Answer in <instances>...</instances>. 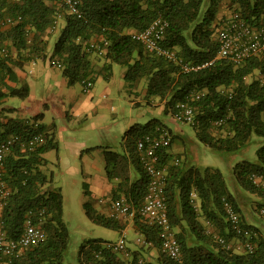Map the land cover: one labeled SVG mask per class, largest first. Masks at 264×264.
I'll use <instances>...</instances> for the list:
<instances>
[{"label":"trees","instance_id":"trees-1","mask_svg":"<svg viewBox=\"0 0 264 264\" xmlns=\"http://www.w3.org/2000/svg\"><path fill=\"white\" fill-rule=\"evenodd\" d=\"M81 0L82 16L71 13L61 0H0V107L9 95H29V86L12 87L17 81L14 67L43 60L61 69L67 83L87 86L98 76L110 78L114 63L125 68L130 87L142 84L150 104L160 101L162 112L176 118L179 104L193 106L192 125L201 142L222 155L244 150L257 135L264 137V53L236 63L231 58L218 59L212 66L185 73L168 59L149 51L136 39L134 32L146 30L158 18L168 22L162 39L165 47L176 50L190 63L201 64L218 55L216 36L224 7L240 12L251 26L264 28V0ZM222 17H225L222 16ZM10 19L11 21H8ZM60 21V34L50 52V43ZM97 47H92V43ZM138 87V86H137ZM201 94L199 99L193 98ZM140 105V102H136ZM44 113L31 118L9 117L0 120V145L20 137L6 155L2 180L9 194L0 190V223L8 239L18 240L32 217L46 237L26 248L8 264H65L70 245V231L64 220V199L60 189L52 188L54 175L45 169V154L58 149L56 124H44ZM185 124V122H183ZM167 132L170 143L157 150L159 165L166 167L164 188L169 218L181 253L173 258L162 252L161 228L136 215L134 228L138 237L136 249L126 247L128 254L107 247L109 240L96 238L82 244V264H264V235L249 225L244 201L253 199L257 212L264 216V145L257 160H244L234 167L236 183L229 187L219 169L179 162L177 140L181 135L161 119L134 124L124 135L123 152L104 149L106 174L113 183V197H126L139 208L149 190L151 176L147 171L138 142L147 135ZM43 140L30 147L31 139ZM182 143V142H181ZM185 143V141H184ZM25 144V147L23 146ZM186 144V143H185ZM91 150V149H89ZM88 193V191H87ZM196 193L197 206L192 194ZM90 194V193H89ZM233 205L244 228L254 231L252 237L234 229L225 203ZM245 208V210H244ZM252 209V207H249ZM89 218L102 226L120 230L129 223L100 213L90 201L85 202ZM223 237L226 244L220 241ZM232 240L240 244L234 246ZM253 244L252 249L246 243ZM231 243V247L229 244ZM243 245V246H242ZM157 251L146 258L148 247ZM121 253L123 255H121Z\"/></svg>","mask_w":264,"mask_h":264},{"label":"rangeland","instance_id":"rangeland-1","mask_svg":"<svg viewBox=\"0 0 264 264\" xmlns=\"http://www.w3.org/2000/svg\"><path fill=\"white\" fill-rule=\"evenodd\" d=\"M208 5L209 0H206L202 13ZM229 11L230 9L224 7L219 17ZM64 23L60 21L58 30L54 32L50 52ZM28 68L32 69L31 77L35 79V87L29 90L32 97L9 95L3 107H16L17 111L2 112L0 107V120L5 122L7 116L31 118L33 115L30 112L35 110L36 113L45 114L42 123L56 124L59 148L45 154L48 161L45 169L54 175L52 188L60 189L63 194L64 220L70 231V245L65 264H82L79 252L82 244L88 240L103 238L116 241L121 237L120 230L93 222L87 215L85 202L90 201L93 206L97 203L93 195L96 191L95 182L97 178L107 177L104 149L110 147L117 152H123L124 135L134 124L147 123L154 117L164 121L173 133L181 135L175 149L179 153L178 163L183 164L185 161L188 166L221 170L231 190L236 183V164L244 160L255 162L258 149L264 145V137L254 135L251 143L241 152L222 155L201 142L192 125L179 123L174 117L170 119L163 114L162 110L158 109L160 101L155 100L154 104H150L142 90V84L130 87L124 77L125 68L118 63H114L110 78L96 77L88 91L81 82L70 86L60 68L45 67L43 60L28 65ZM50 70L53 72L52 78L48 74ZM136 102H140V105H136ZM246 199L244 201L251 204H246L244 210L250 209V214L258 218L255 224L261 228L264 235V216L257 212L253 199ZM120 220L129 223L133 221V217L126 216ZM124 234L128 246L136 249L139 237L134 227L129 226ZM145 256L148 259L155 258L157 251L150 246Z\"/></svg>","mask_w":264,"mask_h":264},{"label":"built area","instance_id":"built-area-1","mask_svg":"<svg viewBox=\"0 0 264 264\" xmlns=\"http://www.w3.org/2000/svg\"><path fill=\"white\" fill-rule=\"evenodd\" d=\"M61 4L68 7L71 13L77 14L79 17L82 16L80 8L81 0H61ZM8 21L11 20L8 19ZM167 28L168 22L162 18H158L154 20L146 30L136 31L134 35L149 51L178 64L181 67V71L185 73L210 67L221 58H231L236 63H241L253 56L264 53V28L251 26L240 12L233 11L225 15V17H221L220 25L216 33L220 43L218 55L201 64L185 61V59L179 56L176 50L165 47L161 43ZM92 47H97L96 43L93 42ZM97 48H99L100 52L103 50L102 47ZM92 86V83H88L86 90H90ZM193 96V98L199 99L201 94L197 93ZM179 109L176 118L182 123L192 122L194 113L193 106L189 102H183L179 104ZM42 140L43 137L41 135L36 136L34 139H31L30 147L33 148L36 142ZM170 140V135L162 131L158 136L147 135L138 142V149L143 157L144 165L151 176L148 193L139 208H135L126 197L113 199L109 216L121 219L126 216H132L134 218L136 215H139L150 223L157 224L161 228L162 252L176 258L181 253V247L171 226L168 204L164 192L167 170L166 167H161L159 165V155L157 153V150L162 146L168 145ZM19 142L20 137L17 136L4 141L0 145V190L2 196L9 194L5 182L1 179L4 159L12 150L13 146ZM23 146L25 147V144H23ZM192 197V202L197 206L195 201L197 194L193 193ZM225 207L229 213V219L237 233L252 237L254 234L253 229L244 228L242 226L239 214L235 211L233 205L226 202ZM262 213H264V209ZM45 237V231H43L42 227L34 224L31 216L27 222L24 234L18 240L8 239L4 225L1 222L0 264H8L7 259L14 256L18 257L26 248L39 244ZM220 241L226 244V240L223 237L220 238ZM138 242L145 243L146 241L142 237H139ZM107 247L128 254L126 234L122 235L117 241L109 242ZM229 247H231V243ZM246 247L252 249L253 244L247 242Z\"/></svg>","mask_w":264,"mask_h":264},{"label":"crops","instance_id":"crops-1","mask_svg":"<svg viewBox=\"0 0 264 264\" xmlns=\"http://www.w3.org/2000/svg\"><path fill=\"white\" fill-rule=\"evenodd\" d=\"M35 62L27 63L23 67H14L15 73L17 76V81H9V84L12 87H16V88H18L24 84H27L29 86L30 90H31V88H34L35 87V79L34 80L32 79L31 75L33 72H32V69L28 68V65H31ZM44 64H45V67H48V68L51 67L48 62L44 61ZM48 74H49L50 78L53 77V72L51 70L49 71ZM27 97L31 98L32 94H29ZM7 109L10 110V109H17V108L11 106ZM158 109L162 110L163 108H162V106H160ZM30 113L32 115L39 114V112L36 113L35 110H31ZM40 113H42V112H40ZM113 188H114L113 183H111L107 177H106V179H98L97 178V180L95 182L96 191L93 193V195L96 198L97 203L94 205V207L100 213H102L104 215H109V213H110L112 200L114 199ZM257 219L258 218L254 214L253 215L252 214L247 215V220H248L249 225L256 227V228H260L257 224H255V220H257ZM122 223H126V222L122 221ZM129 226L134 227V220L133 221L131 220L130 223L126 227H124L121 231H123V233L126 232ZM121 236H122V234H121ZM111 241H113V240H111ZM232 244H234V246H237V247L240 246V244H238L237 242L235 243V241H233V240H232ZM152 253L153 252H151V254Z\"/></svg>","mask_w":264,"mask_h":264}]
</instances>
